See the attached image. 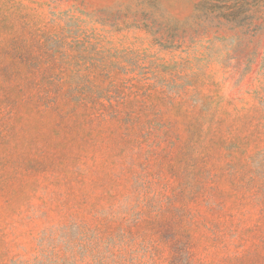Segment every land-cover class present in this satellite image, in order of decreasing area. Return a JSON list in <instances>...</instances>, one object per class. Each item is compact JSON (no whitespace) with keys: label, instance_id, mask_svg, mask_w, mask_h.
I'll return each instance as SVG.
<instances>
[{"label":"rangeland","instance_id":"1","mask_svg":"<svg viewBox=\"0 0 264 264\" xmlns=\"http://www.w3.org/2000/svg\"><path fill=\"white\" fill-rule=\"evenodd\" d=\"M0 264H264V0H0Z\"/></svg>","mask_w":264,"mask_h":264}]
</instances>
